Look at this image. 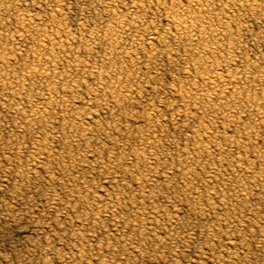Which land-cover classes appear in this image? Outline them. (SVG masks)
<instances>
[{
	"label": "rangeland",
	"instance_id": "374dc122",
	"mask_svg": "<svg viewBox=\"0 0 264 264\" xmlns=\"http://www.w3.org/2000/svg\"><path fill=\"white\" fill-rule=\"evenodd\" d=\"M190 2L0 0V264L259 260L264 0Z\"/></svg>",
	"mask_w": 264,
	"mask_h": 264
},
{
	"label": "snow or ice",
	"instance_id": "6c2138e0",
	"mask_svg": "<svg viewBox=\"0 0 264 264\" xmlns=\"http://www.w3.org/2000/svg\"><path fill=\"white\" fill-rule=\"evenodd\" d=\"M109 3L112 2V0H108ZM128 7L133 8H139L144 9L147 7L148 9V16L145 17L144 23H149L152 26H155V23H158L159 20L164 19V11L167 8H179L180 10H183L184 7L188 8H194V4L190 2V0H136V3L133 4V0H125ZM96 5H88L85 4V7H95ZM123 6V5H121ZM157 7L160 8V13L158 17H153L151 15L152 12L156 11ZM139 23V22H138ZM264 27V26H262ZM160 31H164L163 28L159 29ZM172 32H175V27L173 25ZM169 37L168 41H165L164 43H173V46H175V42L172 40L171 32L165 33ZM179 33L176 32V36L179 37ZM169 54H171V50L169 49ZM177 59H179V52L176 53ZM175 69H173L174 71ZM165 75H168L167 72H165ZM190 78V74H189ZM189 123H195V121L191 118V114L189 113L188 117ZM164 119H168V117H164ZM262 135H264V131H262ZM213 150L215 151V146H213ZM261 165L264 167V159L261 160ZM264 178V177H262ZM97 223L99 221L97 220ZM103 233L101 234L102 238ZM126 240H127V247H125L124 243H117L116 241H113L112 243L115 245V249H112L109 247V251L107 252V255L109 257H112V259L109 260L108 264H126V261L131 260L132 264H165V258L167 257V264H180L181 258L176 255H169L167 252H165L163 255L157 248H153L152 245H147L146 247H141L142 243H145V240L139 236L138 232H134L133 229H129V234H126ZM105 245H107V241H105ZM177 251L176 249H173V253ZM52 255V264H60V259L56 257L55 255ZM63 256L64 254L61 253ZM135 257L134 260H132V257ZM259 260L256 259V256L253 255L252 258L247 262V264H264V252H261L258 254ZM64 264H68V259H64ZM96 264H99V260L97 259ZM236 264H240L239 261H236Z\"/></svg>",
	"mask_w": 264,
	"mask_h": 264
},
{
	"label": "bare ground",
	"instance_id": "6f19581e",
	"mask_svg": "<svg viewBox=\"0 0 264 264\" xmlns=\"http://www.w3.org/2000/svg\"><path fill=\"white\" fill-rule=\"evenodd\" d=\"M198 1V0H197ZM189 11V10H188ZM173 12V11H172ZM175 12V11H174ZM170 15V14H169ZM186 15V14H185ZM30 20V19H29ZM184 22V21H183ZM185 28V27H184ZM183 30V29H182ZM187 31V30H186ZM27 32V31H26ZM188 32V31H187ZM182 33V32H181ZM184 35V34H183ZM59 36V35H58ZM117 37V36H116ZM195 38V37H194ZM48 39V38H47ZM200 45V44H199ZM212 45V44H211ZM215 45V44H214ZM209 47V46H208ZM45 48V47H44ZM231 52V51H230ZM197 53V52H196ZM204 55V54H203ZM228 56V55H227ZM232 60V59H231ZM79 65V64H78ZM208 67V66H207ZM227 73V72H226ZM222 77V76H221ZM220 77V78H221ZM211 80V79H210ZM219 80V79H218ZM18 82V81H17ZM214 83V82H213ZM216 84V83H215ZM27 85V84H26ZM216 88V87H215ZM192 91V90H191ZM198 91V90H197ZM204 91V90H203ZM193 92V91H192ZM49 93V92H48ZM194 93V92H193ZM49 95V94H48ZM185 99V98H184ZM209 99V98H208ZM196 101V100H195ZM194 104V103H193ZM19 109V108H18ZM44 109V108H43ZM190 109V108H189ZM205 111V110H204ZM231 111V110H230ZM215 115V114H214ZM79 119V118H78ZM228 121V120H227ZM206 129V128H205ZM210 134V133H209ZM39 150V149H38Z\"/></svg>",
	"mask_w": 264,
	"mask_h": 264
}]
</instances>
